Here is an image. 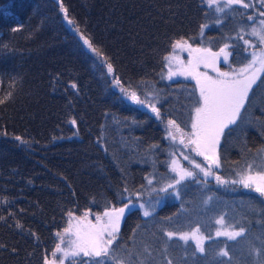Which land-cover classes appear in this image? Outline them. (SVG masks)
I'll return each mask as SVG.
<instances>
[{
    "label": "trees",
    "instance_id": "obj_1",
    "mask_svg": "<svg viewBox=\"0 0 264 264\" xmlns=\"http://www.w3.org/2000/svg\"><path fill=\"white\" fill-rule=\"evenodd\" d=\"M251 1L253 12L264 11L261 0ZM247 23L242 6L219 17L204 0H0V264H44L68 211L99 214L149 187L159 194L170 177L167 122L186 131L197 100L191 81L163 80L162 58L172 41L192 37L191 44L212 50L228 45L238 63ZM122 89L145 104H131ZM230 128L218 145L224 178L264 147V77ZM187 184L150 216L126 212L112 255L124 264H254L245 242L257 235L264 254V198L238 185L213 196ZM207 195L210 204L199 212ZM225 213L227 223L247 229L240 250L227 257L217 254L218 242L201 253L167 236L189 225L208 228Z\"/></svg>",
    "mask_w": 264,
    "mask_h": 264
},
{
    "label": "snow or ice",
    "instance_id": "obj_2",
    "mask_svg": "<svg viewBox=\"0 0 264 264\" xmlns=\"http://www.w3.org/2000/svg\"><path fill=\"white\" fill-rule=\"evenodd\" d=\"M209 4L218 3V0H208ZM225 7L233 4H242L243 7L247 8L251 5L244 3V0H224ZM264 4V0H261ZM61 9L64 11L65 19L69 25L75 24L73 19H70L67 15V9L61 3ZM217 11L223 12V8H217ZM260 16L264 17V11L259 13ZM249 20L253 17L249 16ZM260 25L264 27V19L259 21ZM204 27V26H202ZM18 29H13L17 31ZM79 32V28H76ZM252 35L258 37L261 44H264V31H258L256 28L252 29ZM80 39L83 44L92 53L97 56H101L102 53L93 46L92 42L80 33ZM193 39L189 37L185 39L180 37L171 42L172 51L165 55L162 59L167 62L168 66V78L171 79L173 76H185L191 77L196 81V86L199 88V98L196 100V107L193 109L194 115L191 121V132L185 133L180 126L174 120H168V135L172 140H176L175 132H180V143L185 147L191 146V150L195 152L198 156H203L204 160L208 161L206 167H201V164L195 163V167L203 172L205 177L212 176L213 166L216 168L220 167V159L217 154V146L220 142V137L224 134L225 129L231 132V125L237 124V119L241 115V109L245 106V100L248 98L249 91L252 86L256 83L257 74L264 71V49H261L259 53L253 52L251 61L239 68L238 70H233L231 72H221L215 67L217 58L220 53H224V59L227 60L228 54L224 51V48L220 50V53L212 52L211 49H205L200 47H193L189 43V40ZM245 44L249 41L245 40ZM228 45H225L227 48ZM176 50L181 52H188V61L185 63L176 55ZM176 64V69L173 70L172 64ZM259 64V68L253 66ZM203 64L205 68H213L217 76H209L206 72H200L199 67ZM107 71L109 73L113 72V66L111 63L107 64ZM247 74V75H246ZM163 78V77H162ZM117 83L119 81L117 80ZM72 87H76L75 84ZM123 92L127 94V98L138 105H144L145 101L141 100L135 91L128 92L127 89H122ZM11 96V93H8ZM4 99H0V104L4 103ZM151 111L156 114L157 117L160 116L159 108L154 105H150ZM71 123L75 124L76 121L72 120ZM175 130V131H172ZM187 137V142L185 141ZM20 140V137H16ZM260 152H264V149H260ZM259 154V153H258ZM185 160H188V156H184ZM255 165L249 163L246 165L247 173L241 176L239 181L245 188H252L256 193H259L261 197H264V172H258L255 175L251 174V170ZM172 171L176 172L179 179L175 181L179 184L180 181L184 180L186 177H191L194 175L192 171L181 168L175 160L172 161ZM218 183H226L221 176L216 175L215 177ZM151 183V181H149ZM235 183V181H233ZM169 188L173 185H169ZM166 189H161L165 191ZM127 191V189H125ZM139 195V194H138ZM141 209H144V204H139ZM136 208V204L129 200L125 203L123 207L116 208H105L102 213L95 215V223L89 220V212L85 211L81 216H76L73 211H68V224L67 227L63 229V233L57 232L56 236L59 238L60 243L55 245L54 250L51 252L52 259L45 257L44 264H64L65 258L72 256L77 257L81 254L85 257H96L99 259L93 260L90 264H106V260L111 259L113 264H124V262L117 257L113 256L112 253L116 251L117 245H119L120 237V223L122 218L125 216L126 211L131 212ZM145 217L150 215V212L145 210L143 212ZM75 222V223H74ZM222 223V221H218ZM19 226V225H18ZM135 233V230H133ZM199 229H196L192 233H181L179 234L180 239L187 241L190 238L195 240L197 247L200 252H204L203 240L204 237L198 236L197 233ZM245 232L244 228H240L237 232H217L216 235H225L229 238L235 239L241 236ZM65 235L69 236V248L71 251L63 248L61 245L64 243ZM177 233L168 232L167 236L172 238L176 236ZM75 237L72 239L71 237ZM57 253L62 255L58 258ZM223 256H228L227 251H222ZM259 255V251L257 252ZM74 264V262H73ZM81 264H84L81 261ZM167 264H172L169 260Z\"/></svg>",
    "mask_w": 264,
    "mask_h": 264
},
{
    "label": "rangeland",
    "instance_id": "obj_3",
    "mask_svg": "<svg viewBox=\"0 0 264 264\" xmlns=\"http://www.w3.org/2000/svg\"><path fill=\"white\" fill-rule=\"evenodd\" d=\"M252 2H254V1L245 0L244 3H247L250 5ZM204 3L206 6L213 9L216 12L217 16H219V17L223 14V12L227 11L228 9H230L231 7H233L235 5L242 6L243 11L245 13H247V22H248L247 25H248V29H249L250 34H249L248 39L243 40L245 56H241L239 59V62L235 63L232 61V57H233L232 51L233 50H231V48L229 46L227 48H225V46H221L216 50L211 49L212 52L220 53V50L222 48H224V51L228 54L227 60L224 59V53H220L219 57L217 58V62H216L215 67L218 68L221 72H231L233 70H238L239 68L243 67L244 65L248 64L251 61V59H252L251 54L253 52L259 53L261 49H264V44L260 43L258 37L252 35V29L253 28H256L258 31H264V27H262L259 23V21L261 20L260 18H262V16L259 15V13H260L259 10H254L255 12H253L252 7L245 8V7H243L242 4H233V5H230L228 7H225L224 0H218V3H212V4H209L208 0H204ZM254 6L256 8H260L257 5H254ZM218 7L223 8L224 11L223 12L217 11ZM248 12H250V14ZM249 16H252L253 19L249 20L248 19ZM245 40L249 41V43L245 44L244 43ZM192 46L194 48L200 47V48L210 49L209 46L194 45V44H192ZM176 55H178L181 60H183L185 63H187V61L189 59L187 51L181 52L179 50H176ZM176 67H177L176 64L173 63L172 64L173 70H175ZM259 67H260V65L257 63L256 65L253 66V69H251L250 71H254L255 68H259ZM199 71L200 72H206L209 76H213V77L217 76V73L213 68H205L203 64L200 65ZM167 73H168V66H167V62L165 61V68H164V71L162 74L163 80L166 82H171V81H175V80H189L193 83V89L195 91L196 99L199 98V88L196 86L195 80H193L191 77H185V76H180V75L173 76L171 79H169ZM263 77H264V71L259 72L257 74L256 83L252 86V88L256 84H258L259 81L261 79H263ZM250 91H249V93H250ZM124 95H125L126 99L131 104L137 105L134 102H132L130 99L127 98L126 93H124ZM246 100H245V102H246ZM241 111H242V109H241ZM193 115H194V112L192 111L191 118H190L189 124L187 126V129H186V131H183V132H185V133L191 132V121H192ZM165 130H166V138H167V141L169 143L168 149H169V154H170V159H169L170 177H168L165 180V185L162 188V189H166V190L160 191L159 194H154L157 191L155 192V190L153 188L149 187V188H147L145 193L140 195V196H132V197L126 198L125 203H128L129 200H132L136 204L135 209H139L142 214L145 210H147L150 212V215H151L155 211L156 208L160 207L162 204L165 203V200L167 198H170L171 200L178 199V196L181 195L180 192H181L183 186H185L186 189L189 188L187 183H190L192 185L197 184L198 186L201 187L202 190L207 189V192H209V190H211L212 192L215 191L216 193L213 196L221 194L222 192H217L219 190L227 192L228 194L234 193L235 190H234V188H232L233 185H238V187L241 190H248V191L256 193L252 188H245L239 182L241 180V176L243 174H246L248 171L246 168V165L243 166L241 169H239V173L237 175H234L232 178H224L221 174V167L216 168L215 166H213V173L214 174L212 176L205 177L203 172H201L200 169H197L195 167V163L201 164V167H206L208 165V161L204 160L203 156H198L195 152H193L191 150V146L185 147L183 144H181L180 143V133L176 132L175 135L177 138H176V140H172L171 137L168 135L169 128H165ZM172 131H174V130H172ZM185 141L187 142V137H185ZM261 149H264V147ZM258 153L254 157V162H251L252 164L255 165L253 167V169L251 170V174H253V175H255L258 172H264V152L258 151ZM217 154L219 156L218 146H217ZM184 156H188V160H185ZM173 160H175L181 168L187 169L188 171H192L194 173V175L191 177H186L184 180L180 181L179 184H176L175 181L177 179H179V177H178L176 172L172 171V161ZM193 161L195 163H193ZM216 175L221 176L222 179L224 181H226V183H218L215 179ZM233 181H235V183H233ZM184 184H187V185H184ZM169 185H173V187L169 188L168 187ZM209 194L211 195V193H209ZM256 194L260 195L259 193H256ZM210 195L203 196L201 198L200 202L198 203V208H199L198 211L199 212H202L204 206H207L208 204H210V201H211ZM262 198H264V197H262ZM141 203L145 205L144 209H141L139 207V204H141ZM118 208H120V207H118ZM95 215L96 214H92L89 212V220H92L93 223H95ZM225 215H226V213L223 215H220V216H216L214 219L209 220L207 223V226H210V225L211 226L208 228L204 227L203 225L200 226L198 224H195V225H191V226L189 225L188 227H186L184 229H179V230L173 231V233H177V235L172 237V238L176 237V238L180 239L179 234H181V233H192L196 229H199V232L197 233V235L204 237V240L202 242L203 247H204V252H205V245L207 243L218 242L219 248H217V251H216L217 254L219 256H222V254H221L222 251H227L228 256H229L230 255L229 251L235 252L237 250H240V249H238L240 246L237 245V242L239 240L245 238V234L247 233V229L244 228L245 232L241 236L236 237L235 239L229 238L228 236H225V235L217 236L216 233L218 231L219 232H237L240 230V228H243L241 226H236L233 223H227V221L225 220L226 219ZM218 221H222V223H220ZM67 224L65 227H67ZM61 233H63V231ZM252 237H253V239L250 242H249V240H247L245 242V245L247 246L246 251H248L247 257H249L250 260L254 264H264L263 248L259 242L258 236L253 235ZM71 238L74 239L75 237L73 236ZM180 240H181V242L192 244L194 249L197 252H200L199 248L197 247V243L195 240H193L191 238L187 241H184L182 239H180ZM57 243H60V240L58 237H57L56 244ZM61 246L65 249L71 251V249L69 248V236L68 235H65L64 243ZM258 251H259V255H257ZM61 255H62L61 253H57L58 258ZM49 259H52V257H50ZM96 259H99V258L85 257L81 254L80 256H77V257L69 256V257L65 258L64 264H73V262H74V264H81V261H83L84 264H90L91 261L96 260ZM58 264H59V261H58Z\"/></svg>",
    "mask_w": 264,
    "mask_h": 264
}]
</instances>
